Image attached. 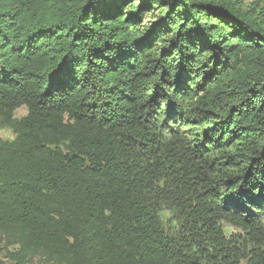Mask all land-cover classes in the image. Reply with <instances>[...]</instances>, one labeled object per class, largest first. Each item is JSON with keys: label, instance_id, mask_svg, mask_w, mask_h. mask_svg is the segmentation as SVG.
<instances>
[{"label": "trees", "instance_id": "obj_1", "mask_svg": "<svg viewBox=\"0 0 264 264\" xmlns=\"http://www.w3.org/2000/svg\"><path fill=\"white\" fill-rule=\"evenodd\" d=\"M244 1L0 0V264H264Z\"/></svg>", "mask_w": 264, "mask_h": 264}, {"label": "clouds", "instance_id": "obj_2", "mask_svg": "<svg viewBox=\"0 0 264 264\" xmlns=\"http://www.w3.org/2000/svg\"><path fill=\"white\" fill-rule=\"evenodd\" d=\"M28 111V106L26 104H22L14 110L13 118L23 119L28 115ZM18 134L19 133L11 125L0 122V142H12L17 138ZM160 215L162 218H167L171 215V211L164 208Z\"/></svg>", "mask_w": 264, "mask_h": 264}, {"label": "rangeland", "instance_id": "obj_3", "mask_svg": "<svg viewBox=\"0 0 264 264\" xmlns=\"http://www.w3.org/2000/svg\"><path fill=\"white\" fill-rule=\"evenodd\" d=\"M257 0H245L243 5L246 6V7H250L251 5H253L254 3H256ZM165 219H168L165 218ZM224 228H225V231L228 232V233H234V234H238V235H242V232L240 231L239 228H236L228 223H224ZM5 263L6 264H13L11 263L9 260L5 259ZM35 264H40V261H37L35 262Z\"/></svg>", "mask_w": 264, "mask_h": 264}]
</instances>
